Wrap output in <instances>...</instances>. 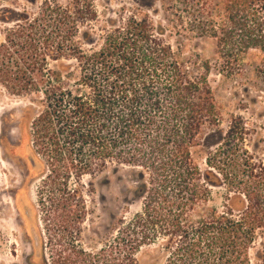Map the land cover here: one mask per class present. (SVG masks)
I'll return each mask as SVG.
<instances>
[{"label": "trees", "instance_id": "obj_1", "mask_svg": "<svg viewBox=\"0 0 264 264\" xmlns=\"http://www.w3.org/2000/svg\"><path fill=\"white\" fill-rule=\"evenodd\" d=\"M96 1L46 0L0 48L3 82L15 74L28 80L19 89L40 91L50 107L47 133L28 134L46 157L52 187L63 181L58 196L43 204L49 236L40 259L136 264L143 246L161 242L165 264H264V163H248L222 144L207 159L211 171L202 173L192 156L206 129L219 124L209 64L182 60L165 41V26L135 11L108 32L105 47L86 49L79 28L97 20ZM137 2H160L176 33L214 38L227 59L237 61L250 49L264 54V0ZM49 52L54 62L76 66L60 64L44 74L40 62ZM109 165L140 168L146 183L140 208L91 250L82 242L78 191L68 183ZM210 185L225 189L221 207L209 206Z\"/></svg>", "mask_w": 264, "mask_h": 264}, {"label": "rangeland", "instance_id": "obj_2", "mask_svg": "<svg viewBox=\"0 0 264 264\" xmlns=\"http://www.w3.org/2000/svg\"><path fill=\"white\" fill-rule=\"evenodd\" d=\"M45 1L0 0V48L10 44L8 36L19 25L38 15ZM95 8L97 20L79 28V40L88 50L105 47L108 32L135 11L148 15L155 27L165 26L164 39L182 60L199 57L200 62L209 64L208 80L214 91L219 124L206 129L192 149L202 173L211 171L207 159L222 144L248 163H264V54L259 49L248 50L237 61L227 59L214 38L176 33L170 21L174 18L164 13L160 2L143 7L137 0H97ZM24 52L30 54L27 45ZM111 52L117 59L118 54ZM47 54L40 62L44 74L47 68L60 64L76 66L74 61L54 62L52 53ZM26 81H18L16 74L10 83L0 77V264H45L40 255L42 244L48 242L49 228L43 204L47 206L52 195L58 196L59 184L63 183L56 180L58 184L55 189L52 187L54 179L46 157L28 140V134L34 135L36 129L47 133L49 124L45 117L50 107L40 91L19 89L27 85ZM234 136L236 140L232 139ZM140 172V168L132 166L109 165L86 174L80 182L70 180L68 187L78 191L85 214L81 235L85 247L96 250L103 246L113 236L116 223L140 208L139 190L146 183ZM210 189L209 206L221 207L225 189L214 185ZM34 233L39 237L38 245ZM166 258L162 243H151L139 250L136 264H165Z\"/></svg>", "mask_w": 264, "mask_h": 264}, {"label": "water", "instance_id": "obj_3", "mask_svg": "<svg viewBox=\"0 0 264 264\" xmlns=\"http://www.w3.org/2000/svg\"><path fill=\"white\" fill-rule=\"evenodd\" d=\"M34 242L36 243V245H38V243H39V237L36 236V234L34 235Z\"/></svg>", "mask_w": 264, "mask_h": 264}]
</instances>
